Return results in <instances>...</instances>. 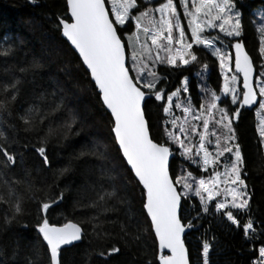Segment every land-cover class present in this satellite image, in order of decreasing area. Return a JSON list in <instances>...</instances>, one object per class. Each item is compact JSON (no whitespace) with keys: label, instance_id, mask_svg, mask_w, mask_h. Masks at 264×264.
Masks as SVG:
<instances>
[{"label":"trees","instance_id":"16d2710c","mask_svg":"<svg viewBox=\"0 0 264 264\" xmlns=\"http://www.w3.org/2000/svg\"><path fill=\"white\" fill-rule=\"evenodd\" d=\"M138 3L143 7V0ZM106 4L110 8L108 0ZM235 5L241 13L242 36L235 40L217 31L204 35H218L223 43L217 40L216 46L228 47L231 53L232 45L242 41L259 74L260 40L253 20L264 2L235 0ZM68 17L66 0H0V103L6 104V110L0 109V146L16 160L5 167L6 158L0 153V197L4 201L0 202V264H26L31 244L42 241L36 230L40 215H47L56 226L77 223L84 231L81 243L62 249L63 264H159L158 242L142 207V186L118 150L111 115L95 84L57 27L58 18ZM126 28L123 39L130 55L128 36L134 32V22ZM192 51L197 62L180 67L158 62L154 68L159 77L157 88L167 94L182 89L186 79L192 102L200 106L203 100L206 103L203 97L221 91L223 74L208 50L195 45ZM131 74L135 76L134 71ZM163 104L154 96H148L145 103L152 139L161 143L167 142L165 128L170 129ZM222 104L229 113L239 111L230 101ZM26 115L27 124L22 119ZM233 129L243 159L241 176L250 196L248 207L233 211L238 221L233 225L226 212L215 209V203L206 206L205 212L197 197H185L176 184L182 193V222L192 225L185 237L190 264H203L204 242L210 245L209 264H255L260 258L258 249L264 246V149L255 111L242 110ZM41 146L47 164L36 151ZM170 147L174 181L188 173L196 179L209 174L181 155L177 145ZM9 181L19 183L6 184ZM7 188H14L23 198V214L15 219H11L15 196L9 198ZM108 192L115 195L99 199ZM54 198L58 202L47 214L41 213V201ZM5 216L11 223H4ZM249 220L256 230L249 233L254 239L243 232ZM113 247L119 251L113 252Z\"/></svg>","mask_w":264,"mask_h":264},{"label":"snow or ice","instance_id":"6c2138e0","mask_svg":"<svg viewBox=\"0 0 264 264\" xmlns=\"http://www.w3.org/2000/svg\"><path fill=\"white\" fill-rule=\"evenodd\" d=\"M35 3L36 0H31ZM111 7H107L106 0H66L68 19L58 18L57 27H60L62 36L70 42L78 52L86 70L90 73L95 87L98 89L102 103L110 112L112 118L111 132L113 139L122 153V157L130 166L139 185L142 186L143 209L150 217L151 228L154 229L155 239L158 241L159 264H189L188 250L185 247L184 233L186 227H192L182 222L180 216L181 192L175 184H182L183 195L193 192L206 205L213 201L221 191L225 200L217 202L214 207L217 211L228 207L227 197H231L230 208L245 210L248 207L245 181L241 178L243 159L239 146L232 143L235 140V131L232 122L239 116L237 109L231 113L226 108L218 107L217 101L221 98L211 93L206 104L199 106V111L192 105L190 97L181 100V92L187 93V80L184 87L165 93L163 88H157L159 77L154 67L149 66L157 61L167 63L173 67L188 65L197 62L193 45L202 46L219 61L221 73L224 75L223 93L230 97L232 105L238 107L256 105L259 100V109L264 110V64L260 65L259 76L254 85L253 61L237 42L235 49L234 74L229 75L233 57L216 46L217 40L223 43L218 35H204L205 31L212 32L218 29L225 37H239L241 35V13L236 9L235 0H178L182 8V16L186 21L187 32L181 23V14L178 13L174 0H158V6L149 7L151 0H143V7L138 0H108ZM137 10L138 14H133ZM134 22V32L128 36V43L132 47L131 68L127 65L126 44L123 39L128 31L126 25ZM143 37V39H142ZM150 42V43H149ZM164 53V56H161ZM7 55V52L4 53ZM259 55L264 58V39L259 42ZM207 69V64H203ZM135 72V76L131 72ZM243 77L242 90L238 91ZM16 81L11 85L16 87ZM144 89H148L146 92ZM8 91L7 87L3 89ZM205 91V89H202ZM146 96H154L156 101H164L162 110L169 115L173 130L165 128L167 142L154 141L150 133L149 120L145 110ZM175 98V101H174ZM11 99H15L12 94ZM173 108L181 109L183 118L173 115ZM0 109L6 110V104L0 103ZM31 111V110H29ZM218 113V118H217ZM27 124L30 122L26 115L22 117ZM200 121L202 131L193 123ZM210 125L213 126L210 129ZM177 131L180 135H177ZM259 134L264 137V120L260 121ZM198 136V142L193 144L191 139ZM0 137L3 133L0 132ZM214 138L215 155L209 151L206 144H212ZM177 145L181 155L193 163H199L205 170L213 167L209 179H196L191 173L175 181L170 177V157L173 155L170 145ZM47 164L43 146L36 149ZM0 153L6 158L5 167L15 164L13 155L0 146ZM230 154L224 162V171L217 170L220 158ZM197 158H199L197 160ZM191 178V179H190ZM7 183H19L9 181ZM223 184L225 187L220 188ZM12 201L13 216L23 214V198L16 194L14 188H7ZM115 192L104 193L99 196L112 197ZM63 196L59 197L62 199ZM0 202L3 197H0ZM57 199L41 201L39 211L47 214ZM207 212V207L203 209ZM225 215L233 225L238 221L231 210ZM11 219L4 217V223H11ZM37 234L42 241L31 244L30 258L26 264H63L62 249L66 245L81 240L82 228L73 222H66L56 226L49 222L47 215L37 218ZM255 233L252 221L243 225V232L249 239H254L249 233ZM43 245H46V249ZM210 245L203 243V264H209ZM113 252L119 249L113 247ZM260 260L257 264H264V246L259 247ZM103 255V253H101Z\"/></svg>","mask_w":264,"mask_h":264},{"label":"rangeland","instance_id":"374dc122","mask_svg":"<svg viewBox=\"0 0 264 264\" xmlns=\"http://www.w3.org/2000/svg\"><path fill=\"white\" fill-rule=\"evenodd\" d=\"M108 3H109V2H108ZM174 3L177 4V10H178V13L181 14V23H182V26L185 27V30H186V32H187L186 21L183 19V16H182V11H183V10H182V8L179 7L178 0H174ZM149 5H150L149 7H152V6H158V0H151V3H150ZM109 6L111 7V4H110V3H109ZM253 21L255 22V25H256V28H257V31H258V34H259V40L264 39V6H262V7L259 8L258 10H256V12H255V17H254V20H253ZM215 31L218 32V29H217V30H214V31H212V32H215ZM205 32H209V31L206 30ZM221 34H223V33H221ZM240 36H242V30H241V35H240ZM240 36H239V37H240ZM239 37H229V38H231V39H235V40H236V39H238ZM142 39H143V37H142ZM149 43H150V42H149ZM216 45H217V44H216ZM194 46H195V45H193V47H194ZM128 47H129V52H130V55H128V66L131 67V64H132V62H131V52H132V47L129 45V43H128ZM201 47H202V46H201ZM217 47H220V46H217ZM202 48H203V47H202ZM221 49H222V51H226V52L230 53L231 56L233 57V53H231V52L229 51L228 47H224V48H221ZM164 55H165L164 53H161V56H164ZM259 57H260V62H261V64H264V58H262L260 55H259ZM158 62H159V61H157L154 65H156ZM233 64H234V58H233V62H232V65H231V71L228 73L229 75L234 74ZM154 65L151 64V62H149V66H150V67H154ZM258 76H259V74L257 75V77H258ZM239 80L241 81V78H240V77H239ZM204 83H205V82H204ZM223 84H224V75H223ZM187 86H188V85H187ZM183 87H184V86H183ZM222 89H223V86H222ZM222 89H221V91H220L218 94H216L217 96H219V97L221 98L219 101H217V106H218V107H223V108H225V106H223L224 104H222V102H223V101H225V102L230 101V97H225V95H224ZM256 89H257V92H258V91H259V85H258L257 83H256ZM239 90H242V83L238 84V91H239ZM211 93H212V92H210V94H208V97H207V98H204V97L202 98V99H206V103H207V101L210 99ZM184 95H185V96H184ZM189 97H190V100H191L192 105L197 109V111H199V106L195 105V102H194V103L192 102V98H191L189 92H187V93H183V92H181V100H184V99L189 98ZM260 99H261V98H260ZM174 101H175V98H174ZM206 103H205V101L203 100L201 104H206ZM201 104H200V105H201ZM234 106H235V105H234ZM166 115H167V114H166ZM173 115H175L176 117H180L181 119L183 118V112H182L181 109H175V108H173ZM255 116H256V120H257V130H258V134H259V125H260V121H261V120H264V110H260V109H259V106H258V108L255 110ZM167 117H168V120H169V119H170L169 115H167ZM217 118H218V113H217ZM168 120H167V121H168ZM193 123H196V124L199 126V127H198V130H199V131H202V130H203L200 121H194ZM167 124L169 125V128H170L169 130H173L171 124H170V123H167ZM233 124H234V122H232V127H233ZM212 128H213V126L210 125V129H212ZM177 135H180L178 131H177ZM259 136H260V134H259ZM196 137H198V136H193L192 139H191V142H192L193 144H195V143L197 142V141H196ZM260 138H261L262 146H263V149H264V137H261V136H260ZM211 139H213V143H212V144H206V147H208L209 151L212 152L213 155H215V144H214V138H211ZM232 143L236 144V141L234 140ZM173 145H174V144H173ZM181 151H182V150H181ZM229 156H230V154L226 153L224 157H221V158H220V164L217 166V170H219L221 173L224 171L223 164H224V162H226V161L228 160ZM184 157H185V156H184ZM198 159H199V158H197V160H198ZM202 171H203V172H208V173H209L207 176H205V177L203 178V179L207 180V179H209L210 174L213 172V167H212V166H209V167L207 168V170H205V169L202 167ZM185 176H187V175H185ZM241 178H242V176H241ZM190 179H191V178H190ZM200 179H201V178H200ZM197 180H198V179H197ZM178 186L181 187V189H182V184H178ZM224 187H225V185H223V184L220 185V188H221V189H223ZM243 190L246 191V193H247L246 198L248 199V203H249L250 196H249V194H248V190H247L246 188L243 189ZM182 191H183V189H182ZM188 195H190V196H195L193 192H189ZM195 197H197V196H195ZM197 198H198L199 201H200V198H199V197H197ZM223 200H225V195H224L223 191H221L220 195H218L213 201L208 202L206 205L203 204V206H204V207H205V206H209V204H211V203H215V204H216L217 202H219V201H223ZM227 201H228V207H226L225 209H222V210H220V211L227 212L228 210H231L232 213H233V211L238 210V209H231V208H230V203H231V197H230V196L227 197ZM200 202H201V201H200ZM258 260H260V258H259ZM258 260L255 261V264H257V261H258Z\"/></svg>","mask_w":264,"mask_h":264},{"label":"water","instance_id":"95a60500","mask_svg":"<svg viewBox=\"0 0 264 264\" xmlns=\"http://www.w3.org/2000/svg\"><path fill=\"white\" fill-rule=\"evenodd\" d=\"M260 1H263L264 2V0H260ZM69 15H70V13H69ZM66 41H67V39L65 38V37H63ZM68 42V41H67ZM237 42H239V43H241L243 46H244V49H245V51L247 52V54L249 55V57L251 58V60L253 61V59H252V57L250 56V54L248 53V51H247V49H246V47H245V44L242 42V41H237ZM237 42H235V43H237ZM69 43V45L71 46V44H70V42H68ZM234 43V44H235ZM71 48L73 49V51L78 55V57H79V54H78V52H76L75 51V49L73 48V46H71ZM232 53H233V58H234V56H235V49H234V47H233V49H232ZM126 54H127V56H128V52H127V49H126ZM80 58V57H79ZM80 60H81V58H80ZM81 62H82V60H81ZM84 65V64H83ZM127 65H128V60H127ZM253 65H254V85H255V88H256V78H257V75H258V71H257V69H256V67H255V64H254V61H253ZM84 67H85V69H86V66L84 65ZM233 69H234V64H233ZM88 72V71H87ZM89 73V72H88ZM89 75H90V73H89ZM132 75V74H131ZM240 78H241V83H242V81H243V77H242V75L241 76H239ZM92 80V79H91ZM93 81V80H92ZM93 83H94V81H93ZM242 88H243V85H242ZM98 90V89H97ZM256 91H257V89H256ZM99 92V91H98ZM147 98H148V96H146V99H145V103H146V100H147ZM259 100H260V98L258 97V102H257V104L256 105H253V106H251V107H248V106H244V107H239V113L242 111V110H247V111H251V112H254L257 108H258V105H259ZM105 108H106V106H105ZM108 111V110H107ZM109 112V111H108ZM110 113V112H109ZM236 121H237V117H235V119H234V122L236 123ZM151 133V132H150ZM152 137V136H151ZM125 160V159H124ZM172 160H173V155L170 157V161H169V163H170V168H171V162H172ZM126 161V160H125ZM128 167L130 168V166L128 165ZM134 174V173H133ZM170 177L172 178V176H171V172H170ZM173 179V178H172ZM174 181V180H173ZM175 187H176V189H177V191L179 192V189H178V187H177V185L175 184ZM181 207H182V196H181V206H180V216H181ZM149 219H150V217H149ZM189 230H188V228L186 227V229H185V233H184V241H185V237H186V234H187V232H188ZM153 232H154V229H153ZM155 234V233H154ZM83 236H84V231L82 230V237H81V240H79V241H75V242H73V244L72 245H66V246H64V247H67V246H73V245H76V244H79V243H81V241H82V239H83ZM158 242V241H157ZM185 247H186V244H185ZM186 249H187V247H186ZM188 250V249H187ZM188 255H189V252H188ZM189 264H190V258H189Z\"/></svg>","mask_w":264,"mask_h":264}]
</instances>
